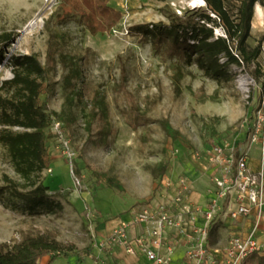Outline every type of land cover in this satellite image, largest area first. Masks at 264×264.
<instances>
[{
  "label": "rangeland",
  "instance_id": "rangeland-1",
  "mask_svg": "<svg viewBox=\"0 0 264 264\" xmlns=\"http://www.w3.org/2000/svg\"><path fill=\"white\" fill-rule=\"evenodd\" d=\"M118 1L121 0H110L109 4L116 8ZM74 2L0 0V34L14 33V42L0 61V79L13 76L7 62L11 53L36 54L46 68L45 77L55 82L48 96L51 162L47 168L51 171L43 169L37 183L28 184L15 171L7 150L0 144V264H13L14 248L27 243L41 242L55 251L81 256L77 252L95 239L94 223L106 216L100 213L105 211L102 205L106 201L132 202V207L139 209L161 189L164 173L178 168L185 178L188 172H202L199 158L212 145L229 144L237 154L250 143L256 104L253 99L257 100L261 93L253 90V83L246 91L240 81L253 78L254 63L245 67L230 63L231 79L216 82L195 64L178 60L183 75L177 89L170 68L176 60L167 55L164 45L155 48L148 39L130 31L118 34L122 26L137 24L127 19L137 9L160 14V8L176 14L179 9L178 15H183L192 8L205 10L206 5L200 6L197 0H149L135 8L122 0L121 19L109 34H100L86 28L85 18L72 9ZM225 3L235 11L239 0ZM255 5L261 11L255 12L254 6L250 46L258 41L264 43V4ZM162 15L163 18L138 23H168ZM37 16L39 20L28 28ZM218 29L214 26V33ZM256 62L264 64V52ZM122 75L139 110L153 119H166L178 131L176 139L167 136L158 123L135 127L129 124L121 111L125 99L115 90ZM255 81L264 87L262 77ZM97 94L104 97L106 114L98 113L91 121L89 104L95 102ZM55 121L61 123L63 136L76 153L72 160L56 148L52 133ZM105 123L110 133L102 139L97 132ZM161 164L166 166L163 173ZM108 179L117 181L123 189L107 187ZM66 260L60 257L53 264H66Z\"/></svg>",
  "mask_w": 264,
  "mask_h": 264
},
{
  "label": "trees",
  "instance_id": "trees-1",
  "mask_svg": "<svg viewBox=\"0 0 264 264\" xmlns=\"http://www.w3.org/2000/svg\"><path fill=\"white\" fill-rule=\"evenodd\" d=\"M75 1L72 9L85 18L86 28L92 33L109 34L122 17L121 11L109 4L110 0ZM204 2L205 10L192 8L183 15L160 8L159 11L168 18V23H137L130 26L129 31L148 39L155 48L164 45L167 55L175 58L176 62L171 63L170 68L174 71L172 79L177 89L183 75L178 60L187 65L195 64L206 77L216 82L231 79L228 64H242L245 67L254 63L253 78L257 80L262 77L264 84V66L256 62L261 53V44L258 41L250 46L248 43L254 6L257 2L264 4V0H239L235 11L226 5L225 0ZM209 10L216 13L219 20L213 18ZM214 26H222L226 36H216ZM13 42V32L0 34V61L5 57L6 48ZM7 62L12 68L13 76L0 79V144L7 150L15 171L28 184L34 185L37 183L38 174L51 162L47 133L48 96L53 92L55 82L45 77L46 68L36 54L11 53ZM121 77L122 80L115 85V90L125 99L121 111L129 124L135 127L137 124L158 123L167 136L176 139L178 131L166 119H153L139 110L132 94L124 86V75ZM77 97L81 98L82 95L77 94ZM95 97V102L91 101L89 104L91 121L98 113L106 114L104 97L99 94ZM97 107L99 112L96 111ZM109 133L106 123L97 132L102 139ZM224 134L227 131L220 134L221 138ZM165 169L166 166L162 165L161 173ZM39 185L43 187L41 182ZM106 186L123 189L121 184L112 179L107 180ZM91 249L92 245L89 244L77 253L81 256L89 255ZM14 256L13 264H40L39 260L44 256H48L47 264H53L56 259L69 258L71 254L55 251L49 244L40 242L15 247ZM249 256L253 258V264H264V254L253 252Z\"/></svg>",
  "mask_w": 264,
  "mask_h": 264
},
{
  "label": "built area",
  "instance_id": "built-area-1",
  "mask_svg": "<svg viewBox=\"0 0 264 264\" xmlns=\"http://www.w3.org/2000/svg\"><path fill=\"white\" fill-rule=\"evenodd\" d=\"M176 11L181 14L179 9ZM209 14L218 19L217 14L211 10ZM113 32L117 33V29H113ZM128 32L129 27L125 25L118 34ZM215 35L226 36L222 26H219ZM261 51L264 52V43L261 44ZM251 83L253 90L259 89L261 93L257 100L253 96L256 104L253 110V128H250L249 133L250 143L260 146V170L255 171L249 167L245 152L234 154L231 145L214 144L203 152L202 157H198L202 160L203 168L205 166L211 169L213 181V196L203 211V225H196L197 210L184 202L182 193H168L170 184L165 182L159 191L163 200L153 199L134 213L131 223H144L146 235L129 239L125 230L129 223L122 222L112 234L104 238V244L120 246L128 254L143 255L152 264H171L169 257L150 249L148 243L149 240L153 243L161 242L166 230L174 228L176 233L186 237L184 264H243L253 252H264V243L257 236L260 230L264 233V87L258 86L255 79L248 76L242 82L246 91ZM52 129L58 151L68 160L74 159L76 153L69 140L63 136L61 123L55 121ZM46 170L51 171V168ZM179 184L186 187L184 179L179 180ZM220 213L233 220L250 219L251 225L246 234L231 233L224 248L211 250L207 248L208 229Z\"/></svg>",
  "mask_w": 264,
  "mask_h": 264
},
{
  "label": "crops",
  "instance_id": "crops-1",
  "mask_svg": "<svg viewBox=\"0 0 264 264\" xmlns=\"http://www.w3.org/2000/svg\"><path fill=\"white\" fill-rule=\"evenodd\" d=\"M148 1L149 0H127L126 4L128 7L140 8L143 4H147ZM117 3H119V6L116 7V9L121 11L123 9L121 7L124 6V4H122V0ZM256 6L257 5H255V12H260L257 10ZM139 11L140 10L137 9L134 12L138 13ZM133 23H138V21H133ZM242 151L247 154L249 167L255 171L260 170L261 151L259 144H257L255 148H253V143L243 145ZM211 173V169L204 166V168H202V172H188L186 177L183 178L184 176H181L182 173L180 174L178 168H175L173 172L164 173L161 181V188L165 182H169L170 186H168V193L180 191L184 202L190 205L193 209L197 210L198 216L196 225L198 226L204 224L205 220L203 211L207 208L210 198L213 196ZM181 179L185 180L186 187L179 184V180ZM160 190L161 189H159V191ZM159 191L154 197L155 201L163 200ZM170 195L171 194H169V196ZM166 200L168 201V198H166ZM132 204V202L119 204L118 202L111 200L106 201L105 204L102 205L105 211H100V213L106 214L105 218H100L93 225V227H95V239L93 243H91L92 249L90 254L83 256L71 255L67 258L66 264H152V262L147 260L143 255L128 254L124 248L120 246L113 244L109 246L104 244V238L112 234L122 222L129 223L125 229L129 239L146 235V227L144 223H131L135 211L138 210V208H133ZM250 225V219L239 218L233 220L220 213L209 225L207 248L211 250L224 248L227 244L228 236L231 233L236 232L246 234L250 229ZM257 236L259 240L264 243V233L262 230L257 233ZM148 245L150 249L161 255L169 257L171 264H184L183 262L187 250L186 237L183 234L176 233L174 228H168L166 230L161 242L153 243L149 240ZM259 254L262 255L264 252H259ZM40 260L39 262L41 264H43V261L47 264L48 256H44ZM243 263L253 264V258H250L249 256L246 258V261H243Z\"/></svg>",
  "mask_w": 264,
  "mask_h": 264
},
{
  "label": "bare ground",
  "instance_id": "bare-ground-1",
  "mask_svg": "<svg viewBox=\"0 0 264 264\" xmlns=\"http://www.w3.org/2000/svg\"><path fill=\"white\" fill-rule=\"evenodd\" d=\"M199 5H205L204 0H197ZM258 11H261V8L259 5L256 6ZM164 16L162 14H160L159 12H151L150 10H142L138 13L136 12H132L131 14L128 15L127 19L128 22L132 23L133 21H148V20H157L160 18H163ZM39 20V16H37L36 18H34V20H31L28 24V28L33 27L36 22ZM244 78H241V85L242 82H244Z\"/></svg>",
  "mask_w": 264,
  "mask_h": 264
}]
</instances>
